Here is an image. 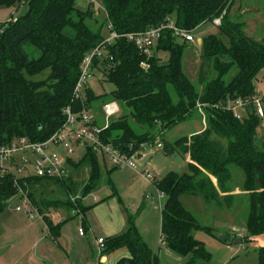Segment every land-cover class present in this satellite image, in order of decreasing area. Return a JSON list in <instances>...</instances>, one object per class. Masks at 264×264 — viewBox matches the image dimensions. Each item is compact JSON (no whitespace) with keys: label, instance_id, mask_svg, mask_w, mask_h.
Wrapping results in <instances>:
<instances>
[{"label":"trees","instance_id":"16d2710c","mask_svg":"<svg viewBox=\"0 0 264 264\" xmlns=\"http://www.w3.org/2000/svg\"><path fill=\"white\" fill-rule=\"evenodd\" d=\"M18 1L0 0V5L13 6ZM24 1L28 2L25 14L0 24V145L21 137L31 142L44 141L62 126L66 106L74 111L83 105L92 110L95 100L104 96L103 104L115 101L122 111L109 120L101 133L105 143L132 154L141 144L159 136L165 154L185 155L188 173L170 172L155 180L165 196L160 210V241L172 253L185 258L183 264L211 259L204 243L192 231H212L197 222L180 198L197 195L206 204L218 205L222 197L230 205L231 165L244 173L247 232L250 238L264 234V133H257L264 117L247 109L241 118H236L224 108L228 99L256 94L254 80L264 73V40L249 36L244 31L245 23L231 17L234 0H100L111 26L109 31L118 34L144 31L170 21L176 27L194 30L221 17L216 26L219 35L208 34L201 39L196 82L183 70L185 41L179 43L171 29L161 31L148 57L124 37L112 40L105 46L104 55L93 58L92 70L100 71L114 88L95 95L87 87L84 103L72 100L81 59L103 40L100 31L91 30L85 22L92 17V11L77 9L75 0ZM161 54L167 56L165 61H161ZM198 104L205 113V128L167 143L162 137L165 130L196 112ZM68 162L70 172L61 178L31 175L18 178L15 184L11 175L0 176V213L20 189L47 224L53 239L58 238L60 224H53L48 214L51 206H65L73 211L70 217H85L89 209L106 199L90 205H83L81 198L71 200L80 182L81 196L96 186L100 177L97 153L86 149L78 161ZM84 165L87 173L83 180L74 178ZM56 191L63 193V198H45V194ZM103 247L101 255L127 249L129 256L119 259L118 264H160L158 254L138 232L133 215H128L123 231L104 240ZM257 256L258 264H264V246Z\"/></svg>","mask_w":264,"mask_h":264},{"label":"rangeland","instance_id":"374dc122","mask_svg":"<svg viewBox=\"0 0 264 264\" xmlns=\"http://www.w3.org/2000/svg\"><path fill=\"white\" fill-rule=\"evenodd\" d=\"M75 7L81 11L89 8L93 15L85 20L88 27L93 31H100L103 39L110 36L109 24L100 0H75ZM91 3V4H90ZM28 10V2L19 0L13 6L0 5V24L10 23L21 17ZM231 17L245 23L244 31L256 40H264V0H234L231 6ZM193 42H185L182 66L185 74L192 82H196L202 54L201 39L208 34H217L216 26L206 22L194 29ZM183 43L181 39L177 40ZM25 49H29L25 47ZM167 56L161 54V61ZM235 70L231 72L234 74ZM229 78V77H227ZM255 89L264 98V73L261 72L254 80ZM88 87L95 95H102L113 90L114 86L106 82L102 73L94 70L87 80ZM87 91L85 87L82 91ZM104 96L95 100L92 112L99 124L104 122L102 104ZM121 109L116 116L120 115ZM110 118V119H111ZM205 113L199 107L192 112L184 121L165 130L163 139L172 144L181 136H189L196 131L205 128ZM257 133H264V123L260 121ZM82 148L74 145V154L68 159L78 161V154ZM64 157V167L70 172V164L67 156L60 151ZM18 159V157H17ZM100 177L96 186L87 195L81 196L80 182L75 196L81 198L83 205H90L93 199L106 198L103 205L97 211L89 209L85 217L72 215L65 206H51L48 214L53 224H60V236L53 239L49 233L47 224L38 212L32 218L24 209L15 211L16 205H21L19 189L7 202L0 213V264H103L100 262L102 256L107 257L106 264H116V259L123 253H128L122 247L101 255L104 247L100 248L98 239L105 240V235L98 225L99 218L112 211V203L118 205L125 219L133 215L138 232L153 252L158 254L160 264H183L185 258L179 257L168 250L160 241V210L165 202V196L158 190L155 180L165 177L170 172L178 175L188 173L189 168L185 155L174 152L165 154L160 149H146L144 157L136 159V169L115 168L106 157L99 155ZM19 163V161H18ZM31 171V162L26 164ZM75 173L74 178L83 180L87 173V166H83ZM147 171L151 179L147 180L141 174ZM232 175L231 190L233 199L230 205L220 197L218 205L206 204L200 196L185 194L181 196L182 205L191 212L202 227L211 229L212 233L196 229L192 231L195 238L204 243L206 250L210 253L209 261H198L196 264H258V250L264 246V234L250 238L247 232L248 195L244 189V173L236 165L230 166ZM144 175V174H143ZM145 176V175H144ZM72 195H70L71 197ZM43 197V195H42ZM63 198V193L45 194V198ZM73 197V196H72ZM113 201V202H112ZM24 208V207H22ZM24 215V216H23ZM22 217L27 222H21L15 217ZM126 222V220H125ZM30 224V232L26 225ZM82 230V234L79 231ZM218 234L225 235L219 239ZM240 239V242L235 243ZM250 239V240H249ZM70 252V253H69Z\"/></svg>","mask_w":264,"mask_h":264},{"label":"built area","instance_id":"2783aa9c","mask_svg":"<svg viewBox=\"0 0 264 264\" xmlns=\"http://www.w3.org/2000/svg\"><path fill=\"white\" fill-rule=\"evenodd\" d=\"M220 22L221 17L212 20V24L215 26L220 25ZM164 28L171 29L173 35L185 42L194 41L192 34L194 30L176 27L171 21L167 24H161L139 32L118 34L115 31H110V36L107 39H103L100 45L86 52L81 59L79 75L72 90V100L85 102L86 90L82 91V88L85 87L87 89V80L93 74V58L101 57L102 54L104 55L105 46L112 40L124 37L126 40L133 42L140 52L148 57ZM142 66L147 68L146 63H142ZM198 107H200L199 104ZM224 108L230 111L236 118H241L247 109L253 110L256 115L263 118L264 98L256 90V94L250 98L228 99ZM101 109L104 114V122L96 124V117L91 109L83 105L78 111H74L68 105L63 110L65 120L62 126L46 140L31 142L27 138L21 137L13 139L8 144L0 145V176L11 175L15 184H17L18 178L31 175L47 178L67 176L68 172L64 167L66 158L64 159L63 157L62 159L63 154L61 155L60 151L66 154L68 160V157L74 154V145L82 148V151L77 156L78 159L82 157L86 149H91L98 155L106 157L115 168H130L135 170L136 159L143 158L146 149H160L162 147L159 136L153 142L141 144L140 149L132 154L120 152L111 144L105 143L101 138V133L108 127L110 118L117 115L119 106L115 101H110L104 103ZM28 161L31 162V171L26 166ZM143 174L141 175L147 180L151 179L147 171H143ZM19 194L21 205H16L15 210L20 211L24 209L28 216L32 218L35 212H37L36 208L31 204L23 191L20 190ZM75 197L77 198V196ZM75 197H71V200H74ZM82 233V230H80L79 234L81 235ZM103 243L104 240L99 238L98 244L100 248L103 247Z\"/></svg>","mask_w":264,"mask_h":264},{"label":"crops","instance_id":"0c3cea01","mask_svg":"<svg viewBox=\"0 0 264 264\" xmlns=\"http://www.w3.org/2000/svg\"><path fill=\"white\" fill-rule=\"evenodd\" d=\"M196 132H198V131H196ZM95 201H97V198H95V200L93 199V202H95ZM101 205H103V203H99L96 206H94L92 208L93 211H97ZM21 218L22 217H19V216L15 217V219L19 220L20 222H21V220L25 221L24 219H21ZM125 220L126 219L124 218L123 213L119 210L118 205H116L115 203H112V211H111V213L108 214V217L107 216H104L103 218L100 217L99 221H97L96 225H98L99 228L102 231H104L105 235L111 236V235L117 234V233H119V232L124 230ZM25 222H27V220ZM26 228H27V230H25V233L27 234V233L30 232L29 228L32 229V227L30 226V224H27ZM128 256H129V253H126V254L123 253L120 257H118L116 259V264H118L119 259L126 258ZM107 260L108 259H107L106 256H102L100 258V262H102L103 264H106Z\"/></svg>","mask_w":264,"mask_h":264},{"label":"water","instance_id":"95a60500","mask_svg":"<svg viewBox=\"0 0 264 264\" xmlns=\"http://www.w3.org/2000/svg\"><path fill=\"white\" fill-rule=\"evenodd\" d=\"M217 237H218L219 239H224V238H225V235L218 234ZM240 241H241V240L238 239L237 241H235V243L240 242Z\"/></svg>","mask_w":264,"mask_h":264}]
</instances>
